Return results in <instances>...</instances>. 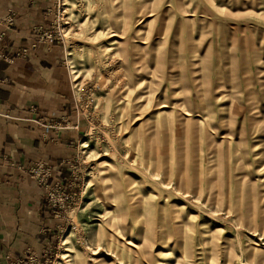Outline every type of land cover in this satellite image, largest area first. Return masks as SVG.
Listing matches in <instances>:
<instances>
[{"label":"rangeland","instance_id":"374dc122","mask_svg":"<svg viewBox=\"0 0 264 264\" xmlns=\"http://www.w3.org/2000/svg\"><path fill=\"white\" fill-rule=\"evenodd\" d=\"M53 18L93 101L56 204L42 193L50 264H264V0H59Z\"/></svg>","mask_w":264,"mask_h":264},{"label":"crops","instance_id":"0c3cea01","mask_svg":"<svg viewBox=\"0 0 264 264\" xmlns=\"http://www.w3.org/2000/svg\"><path fill=\"white\" fill-rule=\"evenodd\" d=\"M56 2L0 0V264H12L27 248L40 253L46 247L41 232L52 219L30 169L41 162L55 169L54 178L65 179L66 162L84 131L64 48L44 39L33 46L42 32L51 31ZM11 12L13 23L6 29ZM38 119L78 127L45 128Z\"/></svg>","mask_w":264,"mask_h":264},{"label":"built area","instance_id":"2783aa9c","mask_svg":"<svg viewBox=\"0 0 264 264\" xmlns=\"http://www.w3.org/2000/svg\"><path fill=\"white\" fill-rule=\"evenodd\" d=\"M58 5H59V0H57L55 7H58ZM13 17H14V14L12 12L7 16L6 29H9L10 26L12 25ZM54 22L55 21L52 22L50 29L54 28L53 26ZM3 35L4 33L0 32V40ZM41 39L49 40V41L55 40L59 42L56 31H54L53 33L51 31L50 32L44 31L39 35V38L35 41L33 46H36V44L39 43ZM73 99H74V109L76 111L77 116L83 117L85 108L89 107V105H91L93 100L89 98L85 103V107L83 108L82 101H84V99L81 97V95L79 96L73 91ZM30 111L35 112L36 108L31 107ZM4 115L7 117L9 116L8 114H4ZM36 122L45 128L59 129V128H77L78 127L77 124H69V122H67L66 120L64 121V124L62 125L47 124V123L41 122L40 119H38ZM54 171L55 169L52 166L45 165L41 162L37 163L33 168L30 169L31 175L36 179L37 183L42 187L43 197H45V199L47 200V204L49 207H51L50 205L54 206L56 204L55 202L52 201L55 197L53 194L54 188L62 187L61 185L62 181L54 178ZM51 202L54 204H52ZM51 256L52 255L50 254L49 249L46 247L40 253H36L34 250L27 248L23 251V256H21L18 260L14 261L12 264H50Z\"/></svg>","mask_w":264,"mask_h":264},{"label":"bare ground","instance_id":"6f19581e","mask_svg":"<svg viewBox=\"0 0 264 264\" xmlns=\"http://www.w3.org/2000/svg\"><path fill=\"white\" fill-rule=\"evenodd\" d=\"M188 16V15H187ZM160 34H162V32H160ZM110 36H116L114 33H112ZM121 38V37H120ZM160 106V108H164L165 107V104H161V105H159ZM158 106V107H159ZM184 114V113H183ZM184 115H186V114H184ZM87 147V145H86V143L85 142H83L82 143V148L84 149V148H86ZM233 194V193H232ZM128 196V195H127ZM227 196V195H226ZM120 198H122V197H120ZM125 198V197H124ZM128 198V197H127ZM141 198V197H140ZM143 198H145V197H143ZM233 198V197H232ZM144 201V200H143ZM118 204V203H117ZM144 204V203H143ZM119 205V204H118ZM122 206H123V204H122ZM126 206V205H125ZM125 206H123V207H125ZM146 207V206H145ZM147 209H148V207H146ZM125 209V208H124ZM122 236L124 235V233L123 234H121ZM166 236V234H164L163 232H162V234H161V238H164ZM130 238V237H129ZM125 241V240H124ZM179 243V242H178ZM200 244H202V243H200ZM139 246V245H138ZM67 242H66V238L64 239V238H62L61 239V242H60V252H59V258L58 259H61L62 257H64V252H66L67 251ZM137 248V247H136ZM140 248V247H139ZM186 248V247H185ZM184 247H183V249H182V254L181 253H179L178 254V257L175 259V261H174V263H176V262H179L178 261V259L180 258V257H186V256H188L189 255V250L188 249H185ZM222 249H224V251H225V254H226V256L224 255V253H223V256H225L224 257V264H227V263H229L230 261H231V259H230V256H229V250H226V248L225 247H223V248H221V250ZM136 250V249H135ZM248 251V250H247ZM204 252V251H203ZM252 252L254 253L255 252V250L254 249H249V251L247 252L248 253V255H250V254H252ZM140 254H142V253H140ZM139 254V255H140ZM177 255V254H176ZM176 257V256H175ZM189 257V256H188ZM223 263V262H222ZM78 264V263H77Z\"/></svg>","mask_w":264,"mask_h":264}]
</instances>
